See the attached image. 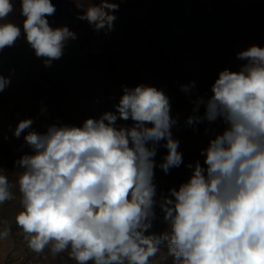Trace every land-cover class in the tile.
Segmentation results:
<instances>
[{
    "label": "clouds",
    "instance_id": "obj_1",
    "mask_svg": "<svg viewBox=\"0 0 264 264\" xmlns=\"http://www.w3.org/2000/svg\"><path fill=\"white\" fill-rule=\"evenodd\" d=\"M75 2L83 9L78 18L94 30L113 29L117 3ZM12 11L10 0H0V20ZM55 12L52 0H21L25 40L45 67L77 38L66 26H50L47 17ZM20 36L16 24L0 23V51ZM237 59L245 61L239 71L222 70L211 96L193 101L188 125L221 119L226 127L201 150L204 165L189 163V179L160 200L170 232L145 235L156 219L154 157L160 142L167 149L159 165L166 174L183 163L172 134L177 119L162 90L122 86L115 112L89 117L81 126L28 131L24 140L33 154L16 161L23 171L15 184L0 170V204L15 198L18 185L22 210L16 224L29 247L36 253L48 248L54 256L67 253L76 264H151L161 245L173 264H264V47L252 45ZM9 84L0 75V92ZM118 119L133 123L118 127ZM33 123L21 120L14 135ZM8 234L0 232V239Z\"/></svg>",
    "mask_w": 264,
    "mask_h": 264
},
{
    "label": "trees",
    "instance_id": "obj_2",
    "mask_svg": "<svg viewBox=\"0 0 264 264\" xmlns=\"http://www.w3.org/2000/svg\"><path fill=\"white\" fill-rule=\"evenodd\" d=\"M148 1H151V4L149 2V5H147L148 10L144 11L147 13V16H139L131 9H122V12L115 11L113 14L116 16V19L113 22V29L111 31H108L107 29L96 31L86 20L79 19L78 17L83 14V9L76 6L75 0H52V3L56 7V12L54 15L47 17V19L51 27L57 28L66 26L70 31L76 34V37L83 34V32H90L89 34L92 37L98 33L103 37H108L109 35H112L114 29H119V33L120 30L126 29L130 23H134L137 26L140 25L141 30L150 31L149 37L153 40L151 43L153 46L145 50V56L139 60L136 67L131 69L128 78L134 80L132 85L131 81H129L123 86L134 88L135 86L142 84L162 90L165 95L169 97L170 105L172 106L175 104L177 108H180L176 123L180 137L182 139L183 137L186 139L192 138V145L186 144L185 146L187 147L186 149L188 152L185 151L186 153H182L183 163L179 167L170 169L167 174L160 167L157 168V170H159L157 171L158 176L157 178H154L153 182L156 186V192L162 199L163 196L170 195L169 190L171 188L178 189L181 183H184L189 179L191 175V169L187 167L189 163L194 165L195 162L199 160L201 165H204L201 150L207 148L211 137H215V135L222 133L223 129H225L226 126L221 119H218L211 124L204 121L199 126L200 129H197L196 125L195 127L188 125L186 121L189 116L193 115V101L197 97L207 98L211 96V85L218 78V75H213L214 73L219 74L224 69L239 71L241 65L245 63V61L237 59V53L246 50L252 45L250 44V46H248L244 44V36L241 39H236L234 31H240V34H242V32L246 29L248 30L250 27V33L254 39L252 40L254 45L264 47L261 43V41H264V35H256L258 34L259 29H264V27H261L258 19L259 14L262 13L263 6H261L254 15L249 14V16L245 9L244 0H209L214 3V6L215 3L217 4L215 14L210 9H207L206 11H199L197 13V16L201 17V20H197L195 23L196 25L191 24L192 21L189 20L188 25L190 30H197L198 35H194L182 30L179 26L180 21L185 17L187 5L192 3L193 0H166V11L168 9H170V11H167V15L164 19L157 23V28H154L155 25H153L156 20L147 23V18L153 10V0ZM10 2L13 4V11L7 16L6 22L8 21L16 24L24 33L23 21L25 17L21 15V0H10ZM82 2L87 5L88 0H82ZM90 2L98 5L100 0H90ZM109 2L112 3L114 1L109 0ZM193 2L195 3L196 1L194 0ZM244 10L247 14L244 13ZM205 23L206 26H208V24L210 26H220L222 28V35L220 34V36H216L214 34L212 36V34H210V40L206 42L204 40L206 28L200 29ZM200 31L203 32L199 35ZM137 35L139 36L138 40L141 41L143 37H140L138 33ZM22 45H20L21 49ZM214 49H221L222 51H219V53L222 52L225 54L228 61H226V58L219 55L220 58H223V61L219 64L214 63L215 60H217V62L220 60ZM12 57V61H15V64H20V62L16 61L14 58L15 56ZM5 66L8 65L5 64L2 68H5ZM42 73L45 74L44 76L47 80H52L51 70L47 69ZM207 74H210L209 78L204 77ZM116 80L117 79L112 81V89L116 84ZM51 82L53 85L50 84V86L40 87V89L41 92L47 94V101L50 102L51 99L49 98H52L55 103L57 102L56 110H58L59 108L66 106L67 103L63 101L62 94H58L63 91V89L58 87L59 84L55 81ZM59 83L63 84L64 82L60 81ZM190 83H194V87L188 93L181 90L182 85H189ZM119 84L125 83L123 81L119 82ZM12 89V85H8L5 90L0 92V106L16 104V97H19V93L17 94L15 92L16 90L12 92ZM112 92L113 93L110 95L112 96L111 100H113V102L111 103V100H108V97H106L102 105L98 106V109L102 113L116 111L114 106L118 104L119 99L123 94L122 87H115V90H112ZM79 93L83 94L81 91H79ZM79 97L80 96L76 98ZM83 97L85 96L81 95V98ZM19 99L21 100L20 97ZM12 109L14 110L12 111ZM12 109L11 111L16 113L15 107ZM39 110L40 111H34L31 114V119H33L34 123L30 131H33L36 127L37 132L44 133V128L47 129L49 125H60L57 124V119H63V113L61 111H56L59 112L58 116L52 115L49 118H44V120L43 117L40 116L42 109ZM201 110H204L203 105L199 108V111L196 114H201L200 116H203L204 111L202 113ZM77 112L82 113L79 108ZM29 117L30 116L28 115V119H30ZM14 118L13 121H21L16 115H14ZM1 121L2 119H0V122ZM117 121L120 122L119 126L133 123L130 119L128 121L118 119ZM2 133L5 134L4 131ZM23 134H25V132H23ZM173 137L175 138L174 134ZM164 143L165 141H161L157 146V154L156 157H154L156 166H159L160 163L163 162V159L167 154V149L163 146ZM199 143L203 148L199 147ZM2 153L3 152L0 151V170L7 174L10 181L15 184L18 174L22 172L23 169L15 166V161L13 159H5ZM32 153L33 151L30 147L25 150L21 149L18 153L20 156L18 159L26 154L30 155ZM13 193L15 198L5 202L6 206L10 204L6 210L1 209L0 205L1 223L7 225V228L14 234L16 240L24 245L25 249L28 251V256L32 257L36 252L29 247L25 233L16 224V216L22 210L18 185L13 188ZM155 214L156 219L153 220L152 227L145 233V235H149L150 230H153V234L156 235L170 232V226L164 221V213L161 208H158ZM163 246L164 245H161L160 248H163ZM49 250L50 249L46 248L43 252L37 254H43L45 251ZM64 254L67 255V258H61ZM50 259H53L55 262L57 260L58 264H76L75 261L69 259L68 254L66 253H61L58 256L50 255ZM151 264H153V261H151Z\"/></svg>",
    "mask_w": 264,
    "mask_h": 264
},
{
    "label": "rangeland",
    "instance_id": "obj_3",
    "mask_svg": "<svg viewBox=\"0 0 264 264\" xmlns=\"http://www.w3.org/2000/svg\"><path fill=\"white\" fill-rule=\"evenodd\" d=\"M113 1L114 2L112 3H117L119 5L118 12H122V9H131L139 16H147V13L144 11L148 10L147 5H149V2L151 4V1L148 0ZM193 1L187 5L185 17L182 18L179 26L184 31L198 35L197 30H194L193 28V30H190L188 25L189 20L192 21L191 24H195L197 20H201V17H198L197 13L199 11H206L207 9H210L215 14L217 4L215 3L214 6V3L209 0H195V3ZM244 2L248 15H254L259 8L263 6L262 13L259 14L258 19L261 27H264V0H244ZM166 6V0H153V10L147 18V23L156 20L153 25H155L154 28H157V23L164 19L167 15V11H170V9L166 11ZM244 13H246L245 10ZM5 22L6 20H0V23ZM140 27V25L137 26L134 23H130L126 29L120 30L119 33V29H114L112 35H109L108 37H103L99 33L92 37L89 34L90 32H83L85 31L83 30V34L78 36L75 40H69L65 44L62 57L59 60L53 61L50 67H45L43 58L36 57L34 50L27 44L25 33L22 31L20 38L12 47H6L0 51V75L10 78L9 85H12V92L16 90L15 92L17 94L19 93V97L21 98L20 100L19 97H16L15 105L0 106V119H2L0 122V151L3 152L2 155H4L5 159H13L15 161V166H17L16 161L19 160L18 158L20 156L18 153L20 150L29 149V146L24 140V136L30 131V129L25 130V134L21 133L20 137L17 138L14 135V130L19 122L13 121L15 119L14 115L20 120L28 119V115L31 119V114L34 111L37 112L40 111L39 109H42L40 116L44 119L49 118L52 115L58 116L59 112L56 111H61L63 113V119L58 118L57 124L74 126H81L89 117L98 119L103 114L98 109V106L102 105L106 97H108V100L112 99L110 94L113 93L112 90L114 91L115 87H122L129 81H131L132 85L134 80L128 78L131 69L136 67L139 60L145 56V50L153 46L151 45L153 40L149 37L150 31L141 30ZM204 28H206L204 37L206 42L210 40V34H212V36L214 34L220 36L222 32V28L218 25L210 26L208 24V26H206L205 23L200 29ZM202 32L203 31H200L199 35ZM137 33L140 37H143L141 41L138 40L139 36ZM256 35H264V29H259V32ZM234 36L236 39H241L244 36V40L246 41H244V44L248 46H250V44L254 45V42L252 41L254 39L251 36L250 27L248 30L246 29L242 32V34H240V31H234ZM261 43L264 45V41H261ZM20 45H22V49ZM219 51L222 50H215L216 55L220 59L219 62L215 60L214 63L217 64L223 61V58H220L219 55L227 59V56L222 52L219 53ZM12 56H15L14 58L16 61H19L20 64H15V61H12ZM226 61H228V59ZM5 64L8 66L2 68ZM47 69L52 71L51 81H55L59 84V86H57L63 89L61 92L58 91V94H62L63 101L67 103L66 106L61 107L58 110H56L57 102L55 103L52 98H49L51 99L50 102L47 101V94L41 92L40 89V87L50 86L52 83L47 80L44 76L45 74L42 73ZM213 75L218 74L214 73ZM204 77L209 78L210 74H207ZM115 79H117L116 84L112 89V81H115ZM60 81L64 83L61 84L59 83ZM123 81L125 84H119V82ZM79 91L83 92V94H80ZM81 95L85 96L86 99L85 97L81 98ZM78 96L80 97L76 98ZM112 102L113 100H111V103ZM14 107L16 113L12 112L14 110L12 108ZM78 108L82 113L77 112ZM179 111L180 108H177L174 104L171 106L170 114L173 118L177 119ZM203 111L204 110H201L202 113ZM119 124L120 122L117 121V126H119ZM201 124L202 123L196 124V128L200 129L199 126ZM131 125L132 123L124 126ZM36 129L37 128L35 127L33 131L37 132ZM46 130L47 129L44 128V131ZM3 131L5 134L2 133ZM172 133L174 134L175 139L179 141L178 151L181 153L188 152L186 149L187 147L185 146L186 144L192 145V138L186 139L183 137L182 139L176 124L172 128ZM212 138L214 137H211L210 139ZM198 145L200 148H203L200 146V143ZM157 160L159 161L158 158ZM157 168H159V166L154 168V178H157L158 176L157 171L159 170H157ZM155 200L157 202L154 206V211L156 213L157 209L160 208L159 202L161 200L157 192ZM0 205L1 209L6 210L10 204L7 206L6 203ZM4 230H7L9 234L6 238L0 239V264H58L57 260L55 262L53 259H50V255H53L50 250L45 251L43 254L36 253L32 257H29L28 251L25 249L24 245L16 240L14 234L9 231L5 223H1L0 217V232H3ZM150 234H153V230H150L149 235ZM61 258H67V255L64 254ZM153 264H173V258L168 255L166 245H164L163 248H160V252L153 258Z\"/></svg>",
    "mask_w": 264,
    "mask_h": 264
}]
</instances>
